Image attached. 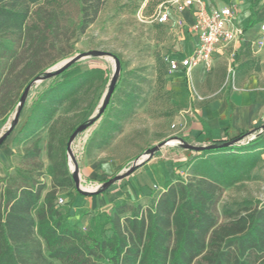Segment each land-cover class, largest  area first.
Instances as JSON below:
<instances>
[{
  "label": "trees",
  "instance_id": "obj_1",
  "mask_svg": "<svg viewBox=\"0 0 264 264\" xmlns=\"http://www.w3.org/2000/svg\"><path fill=\"white\" fill-rule=\"evenodd\" d=\"M104 1L0 0V125L15 112L26 87L71 54ZM106 79L105 70L91 68L52 82L22 109L0 145L10 139L14 150L20 148L18 167L0 178V264H264V203L246 199L217 207L224 189L253 180V170L264 164V131L241 146L220 147L249 133L212 144L186 163L187 178L167 182L146 205L114 200L108 211L95 213L92 227L82 230L71 222L73 195L56 203L62 190L86 198L109 188L76 192L66 153L76 125L57 113L92 92L85 117L101 99ZM139 85L138 80L130 86L113 110L109 101L86 154L107 148L122 132L138 104ZM41 142L52 169L49 186Z\"/></svg>",
  "mask_w": 264,
  "mask_h": 264
},
{
  "label": "rangeland",
  "instance_id": "obj_2",
  "mask_svg": "<svg viewBox=\"0 0 264 264\" xmlns=\"http://www.w3.org/2000/svg\"><path fill=\"white\" fill-rule=\"evenodd\" d=\"M175 1L105 0L96 20L73 45L71 54L57 64L73 56L89 52H104L110 54V56L84 57L74 63L63 74L32 84L28 91L23 107L24 111L29 108L35 97L52 82L70 79L91 68L105 70L107 79L102 85L101 99L90 113L82 117L86 112L87 105L93 99L92 92L80 95V101L74 108L69 109L65 105L57 113V116L63 119L65 123L75 124L77 128L80 125L87 124L98 114L101 100L108 91L113 78L115 79V83L113 94L110 98L111 105L110 107L107 106L109 110L114 109L118 100L128 91L130 86L138 80L140 81L139 88L141 92L138 104L133 115L123 124L122 132L115 137L107 148L100 151H92L91 156L94 162L103 163L104 166L100 171V177L112 179L125 174L134 164L145 160L148 151L153 147H158L157 153L172 142L180 145L177 138L179 135L177 130L180 126L176 125L175 120L183 114L185 107L180 99L181 95H179L177 87L173 85V80L177 73L169 72L168 63L169 60L179 59V54L185 48V32L188 28V22L183 24L182 22L177 23L179 17L184 18L185 14L177 10L174 4ZM226 1L228 3L231 1L235 3L239 16L244 13L246 17H250L251 12H253L255 14L254 26L257 27L258 33L253 39L248 41L244 37L243 31L239 39L240 46L234 54L227 53L220 55L214 65L206 71L208 74L212 70L221 69L224 72L226 71L225 78L220 82L215 76L214 80L205 82L204 87H201L202 92L197 88L194 81L192 82L198 95L200 93L204 94V90H210L212 88L211 85L215 86L218 83L221 93L224 94L225 91L228 92L238 87L240 81L249 77H256L258 85L264 87V32H260L259 29L264 24V0ZM252 2H255V6L253 9H250L249 6ZM160 6L168 7L170 10L171 20L165 25H159L154 20V13ZM248 32L249 30H247ZM115 60L118 61V67H116ZM181 88H186L184 80ZM186 100L187 103L191 104L188 101L189 95L187 91ZM13 114L5 124L0 125V135L5 133L12 124ZM104 116L103 114L98 120L87 127L85 131L79 134L71 145L76 144L86 134L88 136L85 144L86 147L88 140L97 131ZM262 132V130L260 132L258 130V132L251 133L236 145L241 146L254 141L261 136ZM41 145L44 149L41 154L44 166L43 181L49 186V163L46 159L44 142H41ZM85 147L83 155L74 158L78 169V176V163L83 161ZM19 160L20 148H17L10 155H6L1 150L0 178L9 168V172L13 174V170L20 163ZM6 163L9 165L8 168L4 167L7 165ZM68 167L70 173H72L74 164L69 158ZM179 169V174L173 182L177 178L185 179L189 176V166L187 164L179 167ZM252 175L253 180L244 181L224 189L217 204L218 209L222 206H231L246 199L264 203V164H260L254 169ZM79 178L83 191L93 192L102 186V184L88 182L83 177L79 176ZM68 194L74 195L75 192L67 189L62 190L59 195L64 203L68 201ZM150 200L151 198H146L143 203L146 205Z\"/></svg>",
  "mask_w": 264,
  "mask_h": 264
},
{
  "label": "crops",
  "instance_id": "obj_3",
  "mask_svg": "<svg viewBox=\"0 0 264 264\" xmlns=\"http://www.w3.org/2000/svg\"><path fill=\"white\" fill-rule=\"evenodd\" d=\"M230 3L236 9L237 26L242 32L244 31L243 35L246 40L250 41L258 33L256 26L250 27L251 14L250 17H246L244 13L239 16L235 3L232 1ZM184 14V18L182 17L184 23L188 22L189 26L192 22L191 13L185 12ZM247 30H249L248 33ZM196 43L195 36L186 31L185 48L179 54L180 58L189 54L195 48ZM239 46V41L226 46H218L212 56L210 67L214 65L220 55L227 53L234 54ZM209 68L197 67L193 69L189 75V79L183 71H177V75L173 80V85L177 87L179 95H181L180 99L185 107L183 114L175 120L176 125L180 126L177 130L179 134L177 136L179 139L178 143L184 144V147H180L178 144L167 145L163 150L155 153L152 159L144 161L130 175L115 182L101 194L86 198L74 194L73 204L70 209V220L73 224H76L82 230L92 227V217L95 213L98 211H108L112 201L126 198L131 201H144L152 193L163 191L167 182L175 180L179 174V167L198 154L185 146L208 147L218 141L231 140L238 136L248 133L250 135L251 133L258 132V130L259 132L262 130L261 126L264 124V87L258 85L256 77H249L240 81L238 87L228 92L225 91L224 94L221 93L219 83L215 86L209 83L212 88L204 90L205 95L202 93L197 94L202 100L191 98L189 84L193 87V81L202 92L201 87H204L205 82L214 80L215 76L219 82L225 78L226 71L224 72L221 69L212 70L208 74L206 71ZM183 80L186 87L183 88L184 90L181 88ZM194 90L196 92L195 88ZM186 91L189 95L188 101L191 104L187 103ZM1 150L6 155L12 154L15 150L11 146V140L6 141L0 147ZM92 153L86 154L85 152L83 161L78 163L79 176L85 178L88 182L100 185L103 184L99 181L101 178L100 171L104 166L103 163L94 162L91 156ZM88 161L90 162L89 164ZM93 166H95V169ZM4 167L8 168L9 165L7 164ZM48 169L50 170L48 177L51 179L52 169L50 165Z\"/></svg>",
  "mask_w": 264,
  "mask_h": 264
},
{
  "label": "built area",
  "instance_id": "obj_4",
  "mask_svg": "<svg viewBox=\"0 0 264 264\" xmlns=\"http://www.w3.org/2000/svg\"><path fill=\"white\" fill-rule=\"evenodd\" d=\"M177 10L182 13L190 12L192 22L187 28L189 34L196 38L195 48L184 57L169 60V72L183 71L188 79L191 71L197 67L209 68L212 56L218 46H226L239 41L242 30L237 26L236 9L232 3L226 0H176ZM154 20L159 25H165L170 19L168 7H159L154 13ZM184 23L179 17L177 23ZM260 32H264V24L260 26ZM190 96L193 99L202 100L194 88L189 84ZM88 136L84 134L76 144L71 145L74 158L84 153V147ZM57 205H63L64 201L58 198Z\"/></svg>",
  "mask_w": 264,
  "mask_h": 264
},
{
  "label": "water",
  "instance_id": "obj_5",
  "mask_svg": "<svg viewBox=\"0 0 264 264\" xmlns=\"http://www.w3.org/2000/svg\"><path fill=\"white\" fill-rule=\"evenodd\" d=\"M87 56L103 57V56H110V54L104 53V52H98V51L97 52H89V53L79 54V55L73 56V57H71V58H69V59H67V60H65V61H63V62H61V63H59L57 65H55L54 67H52L49 70H47L43 75L38 76L37 78H35L31 82V84L28 85L25 88V90L23 91V93H22V95L20 97L19 103L17 105V108H16V110H15V112L13 114L12 124L8 127V129H7V131L5 133L0 135V145L8 137L9 133L12 130L13 125L17 123L18 117H19L20 112L22 111V109L24 107L25 100H26V97H27V94H28V91H29L31 85L34 84V83H39V82H42V81H45V80L52 79V78L62 74L67 69H69L74 63L78 62L80 59H82L84 57H87ZM115 64H116V67H118V61L117 60H115ZM114 83H115V79L113 78L111 83H110L108 91L106 92V94L103 96V98L101 100V105H100L99 110L97 112L98 114L94 118H92L87 124H83V125H80L79 127H77L74 130V132L71 134V136L69 137L66 153H67V157L74 164V169H73L71 174L73 176V182H74V186H75L76 192L83 193V194H93V193H96V192H99L101 190L109 188L115 182L120 181L124 177L130 175L135 170V168L140 166L144 161L150 159L156 153V151L158 150V147L151 148L148 151L147 158L145 160L139 161L138 163L134 164L129 170H127V172L125 174H122L120 176H116V177L108 180L106 183H103L102 186L98 190L90 192V191H83L81 189L80 178H79L78 173H77L78 172L77 165H76L74 156H73V154L71 152V143L74 141V139L79 134H81L83 131H85L87 129V127H89L93 122H95L96 120H98L102 116V114L104 113L106 107L108 106L110 98H111V96L113 94ZM261 129H262V131H264V127L261 128ZM241 141L234 142V143H225V144H222L220 147H222V148L232 147L233 145H236L237 143H240ZM179 146L180 147H184V144L180 143ZM185 147L190 149V150H192V151H194L195 153H200L201 151H203L205 149H210L211 148V146H208V147L185 146Z\"/></svg>",
  "mask_w": 264,
  "mask_h": 264
},
{
  "label": "bare ground",
  "instance_id": "obj_6",
  "mask_svg": "<svg viewBox=\"0 0 264 264\" xmlns=\"http://www.w3.org/2000/svg\"><path fill=\"white\" fill-rule=\"evenodd\" d=\"M172 144H175V142H172L171 144H169V145H172ZM168 145V144H167ZM83 188V187H82Z\"/></svg>",
  "mask_w": 264,
  "mask_h": 264
}]
</instances>
